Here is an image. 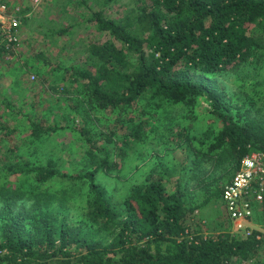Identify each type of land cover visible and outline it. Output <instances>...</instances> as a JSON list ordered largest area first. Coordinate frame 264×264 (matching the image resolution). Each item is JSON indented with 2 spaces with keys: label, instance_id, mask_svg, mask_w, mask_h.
Masks as SVG:
<instances>
[{
  "label": "trees",
  "instance_id": "16d2710c",
  "mask_svg": "<svg viewBox=\"0 0 264 264\" xmlns=\"http://www.w3.org/2000/svg\"><path fill=\"white\" fill-rule=\"evenodd\" d=\"M112 1L77 0L74 8ZM104 11H91L87 21L109 39L89 42L86 63L65 70L75 84L71 108L81 123L70 130L84 142L82 166L70 173L53 160L1 165L0 264H264L258 230L233 237L195 228L183 184L185 172L201 173L203 163L214 167L226 155L237 170L243 155L264 151V117H253L251 107L233 112L215 77L263 58L264 0H140L132 17ZM198 98L219 126L198 141L182 136L191 163L164 164L156 155L154 167L114 201L97 175L119 171L114 156L158 136L154 121L165 104L190 110ZM172 119H163V130ZM29 123L35 139L63 130ZM74 188L76 218L61 203ZM259 206L264 223V199Z\"/></svg>",
  "mask_w": 264,
  "mask_h": 264
},
{
  "label": "rangeland",
  "instance_id": "374dc122",
  "mask_svg": "<svg viewBox=\"0 0 264 264\" xmlns=\"http://www.w3.org/2000/svg\"><path fill=\"white\" fill-rule=\"evenodd\" d=\"M8 1L13 5L22 4L25 10L29 7L27 0ZM76 2L39 0L29 8L28 20L20 27L17 52L4 56L0 65V167L3 163H17L21 159L41 164L53 160L62 171L70 173L82 166L80 164L84 159L85 145L70 130L81 123L71 108L75 84L72 83V77L65 74V70L86 63L89 42L109 39L107 34L97 32L94 25L87 21L91 11L105 8V15L111 18L132 17L140 0H114L107 6L90 3L91 11L85 7L74 8ZM38 54L46 61L38 58ZM215 77L224 90L227 102L233 107V112L251 107L253 117H264V56L259 62L249 63L237 71L223 72ZM194 105L193 109L188 110L189 107L184 105L165 104L166 108L160 109L154 121L160 131L158 136L152 141H144L141 146H133L125 157L114 156L119 171L97 175L98 181L114 201H121L129 184L143 178L154 167L156 155L161 157L164 164L171 160L173 162L169 164L172 165L191 163V158L182 149L184 147H179L185 143L182 142V136L195 135V141H198L200 133L206 131V128L219 126L213 122L210 106L204 98H198ZM171 117V130H163V119L168 121ZM31 119L40 122L44 128L56 125L63 130L50 133V136H43L42 139L32 138ZM157 129L150 131V135L154 136ZM181 165L172 172V180L178 178ZM200 168L201 173L193 175V170L189 169L183 176L187 204L194 208L193 226L205 236L222 232H228L233 237L244 236L241 231L233 228L221 198L224 184L237 171L235 165L225 155L214 167L211 162H206ZM49 185L52 189L58 188L57 183ZM171 185L170 189L173 188ZM24 186L27 187V183ZM67 195V200L63 199L61 203L69 212L68 215L76 218L80 211L81 197L75 188ZM259 210V205L254 207L251 230L256 229L261 233L262 249L264 223L260 220Z\"/></svg>",
  "mask_w": 264,
  "mask_h": 264
},
{
  "label": "built area",
  "instance_id": "2783aa9c",
  "mask_svg": "<svg viewBox=\"0 0 264 264\" xmlns=\"http://www.w3.org/2000/svg\"><path fill=\"white\" fill-rule=\"evenodd\" d=\"M38 1L27 0L25 10L22 4L0 0V65L5 55L17 52L22 18L28 17L29 8ZM221 198L233 228L249 235L254 207L264 199V151L252 150L242 156L237 171L224 184Z\"/></svg>",
  "mask_w": 264,
  "mask_h": 264
}]
</instances>
